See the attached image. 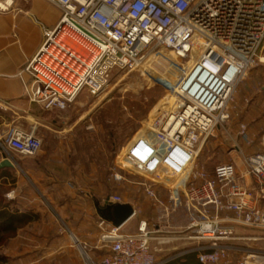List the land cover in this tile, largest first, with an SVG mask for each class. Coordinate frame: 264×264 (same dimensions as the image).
Masks as SVG:
<instances>
[{
    "label": "built area",
    "instance_id": "obj_1",
    "mask_svg": "<svg viewBox=\"0 0 264 264\" xmlns=\"http://www.w3.org/2000/svg\"><path fill=\"white\" fill-rule=\"evenodd\" d=\"M47 1L61 16L24 68L33 80L32 101L45 111L64 112L83 93L99 97L114 71L141 68L159 49L175 62L190 61L193 85L188 75L179 82L175 105L122 150L120 167L145 179L140 187L164 213L182 207L189 220L185 240L196 242L190 252L199 264H264V133L263 149L244 157V172L233 161L215 166L212 174L197 166L228 119L238 87L264 63V0ZM12 6L13 0H0L1 13ZM154 60V67L166 69L165 58ZM240 137L250 143L244 127ZM41 146L33 133L8 131L0 136V158L34 157ZM156 188L169 192L170 206ZM108 199L123 204L117 196ZM135 215L133 210L123 226L102 231L95 248L104 253L99 264L166 263L152 247L159 227L150 231L143 221L135 232L123 231Z\"/></svg>",
    "mask_w": 264,
    "mask_h": 264
},
{
    "label": "rangeland",
    "instance_id": "obj_2",
    "mask_svg": "<svg viewBox=\"0 0 264 264\" xmlns=\"http://www.w3.org/2000/svg\"><path fill=\"white\" fill-rule=\"evenodd\" d=\"M15 2L13 0V4ZM152 54L141 68L114 71L99 97H90L86 93L79 95L66 111L58 115L60 120L51 117V121H57V125L51 122V131H47L43 139L39 138L42 146L38 154L34 157L14 154L12 162L40 164L50 167V170L65 164L72 176L73 194L82 199L76 206H86L93 213V199L102 205L110 196L119 197L122 203L131 205L136 213L124 226L125 231L135 232L143 221L150 231L159 227L161 233L156 234L155 238L160 241L154 240L152 247L158 250L157 259L168 264L179 257L193 254L190 250L197 246L196 242L185 240L184 229L188 225V217L182 207L169 209V213L155 207L139 185L145 179L121 168L119 158L122 150L140 136L138 133L145 131L157 115L175 105V90L179 82L190 74L191 63L187 59L175 62L177 60L168 57L169 52L164 49ZM194 56L192 53L190 57L193 63L198 58V55ZM155 57L167 60L166 69L152 65L156 63ZM261 87H264V63L252 69L238 87L234 101L227 110L228 119L221 122L198 156L199 168L212 174L215 166L233 161L244 172V157L263 149L260 140L264 133V93ZM243 127L249 136V144L240 137ZM115 174L122 180L115 179ZM45 187L44 193L50 198L58 200L63 195L60 188L50 183ZM156 190L159 199L170 206L166 203L169 192L164 188ZM8 192L7 176L4 179L1 176L0 193H4L6 202ZM81 219L72 221L73 226ZM70 228L66 222L57 221L56 230L65 237L63 243L76 246ZM100 233L93 239L92 246L87 242L81 243L80 250L85 253L83 255L80 251L83 264L100 263L104 253L95 249ZM245 234L262 235L257 230H247ZM77 238L82 241L80 236L77 235ZM7 256L5 238L0 240V258L3 259L0 264H7ZM63 260L64 264L70 262L66 258Z\"/></svg>",
    "mask_w": 264,
    "mask_h": 264
},
{
    "label": "crops",
    "instance_id": "obj_3",
    "mask_svg": "<svg viewBox=\"0 0 264 264\" xmlns=\"http://www.w3.org/2000/svg\"><path fill=\"white\" fill-rule=\"evenodd\" d=\"M15 1L10 11L0 12V136L17 130L43 139L45 133L51 131V122L57 125L51 117L60 120L58 115L62 112L45 111L32 101L33 80L24 68L40 48L45 31L58 23L61 11L47 0ZM261 90L264 93V87ZM13 164V168H6L7 206L9 212L25 217L27 222L8 234L7 264H64L63 258L70 261L66 264H83L81 243L92 246L99 231L102 233L111 226L99 217L96 220V201H92L94 213L86 206H76L82 199L73 194L72 176L65 164L51 170L28 162ZM48 183L61 189L63 195L58 200L44 193ZM78 218H82L81 221L73 226L72 221ZM57 221L70 225L68 231L73 241L76 239L77 244L72 242L76 246L63 243L65 237L56 230ZM83 225H86L84 229Z\"/></svg>",
    "mask_w": 264,
    "mask_h": 264
},
{
    "label": "water",
    "instance_id": "obj_4",
    "mask_svg": "<svg viewBox=\"0 0 264 264\" xmlns=\"http://www.w3.org/2000/svg\"><path fill=\"white\" fill-rule=\"evenodd\" d=\"M195 74L189 77L188 81H193ZM189 83V82H188ZM198 88L197 86L195 89ZM202 90L200 91V93ZM14 164L8 159L0 161V170L5 168H13ZM96 214L104 223L111 225L114 228L123 226L133 215V208L129 204L111 203L107 198L105 202L100 205L95 203Z\"/></svg>",
    "mask_w": 264,
    "mask_h": 264
},
{
    "label": "trees",
    "instance_id": "obj_5",
    "mask_svg": "<svg viewBox=\"0 0 264 264\" xmlns=\"http://www.w3.org/2000/svg\"><path fill=\"white\" fill-rule=\"evenodd\" d=\"M7 169H1L0 170V177L7 175ZM4 194V193H3ZM3 194L0 193V240L7 238L8 234L14 232L18 225L24 224L26 221L25 217L23 216H17L9 212L7 202L5 201ZM0 261H3L2 258H0ZM168 264H199L196 260V255L193 254H187L182 257H179L178 259H175L171 263Z\"/></svg>",
    "mask_w": 264,
    "mask_h": 264
},
{
    "label": "bare ground",
    "instance_id": "obj_6",
    "mask_svg": "<svg viewBox=\"0 0 264 264\" xmlns=\"http://www.w3.org/2000/svg\"><path fill=\"white\" fill-rule=\"evenodd\" d=\"M193 55H195V56L198 55V52H197L196 50H194V51H193ZM195 56H194V57H195ZM190 57H191V55H190ZM196 61H197V60H195V62H196ZM188 77H189V76H188ZM188 82H189L188 85L191 86V85H193V82H194V81H188ZM190 86H189V88H190ZM195 87H196V86H194V88H192V91L198 93L199 90H200V87H198V88H196V89H195ZM189 88H188V89H189ZM82 253L84 254V252H82Z\"/></svg>",
    "mask_w": 264,
    "mask_h": 264
}]
</instances>
